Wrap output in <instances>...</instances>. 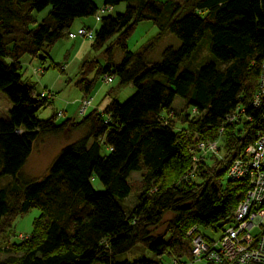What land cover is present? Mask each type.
Listing matches in <instances>:
<instances>
[{
    "label": "trees",
    "instance_id": "1",
    "mask_svg": "<svg viewBox=\"0 0 264 264\" xmlns=\"http://www.w3.org/2000/svg\"><path fill=\"white\" fill-rule=\"evenodd\" d=\"M119 3L123 9L114 12ZM101 5L111 11L100 17L89 40L91 50L101 49V61L83 59L74 85L81 98L89 97L95 82L108 75L134 92L123 102L109 98L100 110L77 119H56L62 110L40 119L36 112L52 98L40 95L19 59L38 60L41 72L59 67L46 49L67 35L74 19L94 15L98 6L93 0H0V93L9 103L0 117V176L11 178L0 187V234L13 217L30 207L40 210L31 232L4 246L0 264H225L197 261L191 239L199 233L207 242L216 240L200 227L221 232L249 187L246 179L230 178L228 168L264 129V103L250 105L264 62V0H101ZM44 8L38 19L34 12ZM143 20L159 32L130 50L127 39ZM207 31L210 52L221 65L183 67ZM166 32L181 41L179 48L166 46L160 61H150ZM114 47L121 51L119 61L112 58ZM175 96L184 102L179 127L173 116L167 119ZM237 105L251 118L226 123ZM69 132L78 135L59 149L40 178L19 175L39 136ZM199 140H219L217 153L194 160L191 149ZM132 171L140 173L135 183H129ZM129 192L135 202L124 209L119 202ZM167 213L172 217L164 233L151 232ZM137 244L158 259L117 260Z\"/></svg>",
    "mask_w": 264,
    "mask_h": 264
},
{
    "label": "rangeland",
    "instance_id": "2",
    "mask_svg": "<svg viewBox=\"0 0 264 264\" xmlns=\"http://www.w3.org/2000/svg\"><path fill=\"white\" fill-rule=\"evenodd\" d=\"M98 3L97 6L101 5V0H95ZM124 7V3H119L118 5L114 6L115 11H121ZM47 8L40 10L38 12H34L35 16L39 19L46 13ZM86 19L92 20L93 25L89 26L92 30L97 27L98 22H95L93 15L87 16ZM159 32V29L156 25L151 24L149 21L143 20L138 22L135 31H133L127 39V47L130 50H137L144 44L153 41L156 34ZM63 38L59 42H55L54 45L51 46L50 55L54 60L57 62H64L66 59L65 50L63 46L60 44ZM67 39V38H66ZM85 39V38H84ZM87 43H89L88 39H85ZM70 44V43H69ZM181 41L172 33L166 32L158 41L155 42L153 52L150 54V61H160L161 60V52L166 46H172L174 48H179ZM210 44H211V36L210 33L207 31L201 38V40L197 43L195 50L190 54V56L184 61L183 67L196 70L198 69L203 63L207 61H213L216 65L220 66L221 62L214 57L210 52ZM71 45V44H70ZM89 48V46H88ZM46 50L49 51V48ZM89 54L86 58L95 57L101 61V49L97 50H89ZM87 51V52H88ZM86 54V53H85ZM121 55V51L119 48L114 47L112 50V58L114 61H119ZM86 56V55H85ZM84 56V57H85ZM37 61V60H36ZM34 61L31 65H24L25 68V76H28L32 82L35 83L36 88L38 91L47 90L48 88L41 87L39 89L40 78L42 79L40 72L39 74H33L32 69L39 67V62ZM53 68V67H52ZM49 68H47L48 70ZM49 69L48 71H51ZM46 71V72H48ZM73 73V72H72ZM70 74L69 77L71 80L67 83V87L62 93H55L52 102L50 105L44 106L36 112V116L40 119H44L55 111L62 110L64 104L66 102H70L73 95L79 96L80 92L78 88H76L73 84L75 80L73 78V74ZM45 74V73H44ZM160 79H163V76H159ZM66 81V80H65ZM68 82V81H66ZM51 90V88H49ZM48 89V90H49ZM69 90V95H67V91ZM110 90V95H106L105 93ZM135 88L130 84H120L116 77L112 78L110 82L104 83L102 79H98L95 82L94 88L89 95L91 97V104L86 108L85 111H88L92 108H101L108 100L115 99L118 102H123L127 99L133 92ZM99 91V92H98ZM95 92V94H94ZM98 92V94H97ZM2 97L5 98L3 94L0 93ZM64 96H68L69 98H65ZM6 99V98H5ZM67 100V101H66ZM5 100L0 96V115H4L5 112ZM72 103V102H71ZM97 106V107H95ZM78 107V106H77ZM76 108V107H75ZM184 108L183 100L175 96L172 104V109L169 110L167 115V119L173 118L176 120L177 127H179V119L182 118V112ZM72 111L68 115L63 113V116L60 119H63L65 116L69 118H79L80 115L77 113V108L74 110L72 107ZM171 112V113H170ZM72 116V117H70ZM2 117V116H0ZM58 119V116H56ZM78 133L69 132L67 134L62 133L59 135H44L39 136L34 143L32 144L31 151L27 156L24 164L22 165L19 175L28 178V179H37L40 178L43 173H45L50 161L53 157L58 153L59 149L70 142L73 138H75ZM10 176L3 175L0 176V187L10 181ZM129 183H135L137 180L140 179V173L136 171H132L129 176ZM93 186L96 189H101V185L97 182H93ZM135 202V197L133 196V192H129V194L120 200V205L125 209L126 207L131 206ZM40 214V210L37 207H30L26 212L21 215H17L13 217L10 227L3 233L0 234V258L4 255L3 248L7 244L17 243L19 242L18 235L19 234H29L32 230V222L35 217ZM172 217L171 213H167L164 216V219L161 223L157 224L154 227H151V232L154 234H163L166 226L168 224V220ZM200 231L203 234H206L212 238L217 239L220 235V231H213L211 229H206L200 227ZM158 259V257L151 253L150 251L146 250L141 244L135 245L130 251L123 253L117 257V260H126L127 262H132L136 259ZM163 261L168 260V256L161 257Z\"/></svg>",
    "mask_w": 264,
    "mask_h": 264
},
{
    "label": "built area",
    "instance_id": "3",
    "mask_svg": "<svg viewBox=\"0 0 264 264\" xmlns=\"http://www.w3.org/2000/svg\"><path fill=\"white\" fill-rule=\"evenodd\" d=\"M111 11V6L100 5L93 17L98 22L100 17ZM79 35L90 40L93 30L89 27H79L75 32H68V37ZM41 67L33 68V74H39ZM111 76L101 77L104 83L111 81ZM40 95L53 98L54 94L49 89L42 90ZM264 103V62L259 77L258 88L253 94L250 105L259 107ZM91 104V97L79 99L77 113L85 112ZM245 107L237 105L225 116V122L232 124L241 117L251 118L245 114ZM58 113H60L58 111ZM264 119V110L261 113ZM223 127H220V131ZM198 139V137H195ZM219 140L197 141L195 148L191 149L195 155L194 160L203 156L217 153ZM230 178L246 179L249 187L244 198L238 203L234 210L233 221L225 225L218 239L207 242L199 233L191 239V253L197 261H216L225 264H264V129L256 133V137L248 143L244 151L230 163L228 168ZM196 229L192 227L188 233ZM23 235L19 234L18 238Z\"/></svg>",
    "mask_w": 264,
    "mask_h": 264
},
{
    "label": "crops",
    "instance_id": "4",
    "mask_svg": "<svg viewBox=\"0 0 264 264\" xmlns=\"http://www.w3.org/2000/svg\"><path fill=\"white\" fill-rule=\"evenodd\" d=\"M93 1L97 6L98 3L95 2V0H93ZM91 25H93L92 20L86 19V17L76 18L72 21V23L69 27V32H75L79 27H89ZM134 31H135V29H134ZM60 40H58L57 42H59ZM54 44H52V45H54ZM60 44L63 46V49L65 50V54H66L65 61L64 62H57L56 60H54L52 58L53 55L52 56L50 55L52 45L50 47H48L49 51L48 50L46 51V53L48 55V60L52 61L53 63H59L60 65H59V67H54V68L49 67V69H52L51 71H48L49 69L47 70V68L44 69L41 76H40V77H42V76L43 77H42V79L41 78L39 79L40 80L39 89L41 87L48 88V89L51 88V90H53L56 94L59 92L62 93L65 90V88L67 87V83H69V81L71 80L69 75L72 72H73L72 76L75 79L74 81H76V79L78 78V76H77L78 65L89 54L88 49L91 50L90 48H88L89 43H87L84 38H82L81 36H79L77 34L74 35L73 37H68L67 35L64 36ZM34 61L37 62L36 64H38V60L36 61V59L30 58L27 55H24L19 59V62L22 65H31L34 63ZM47 63L48 62L46 61L42 65L45 66ZM46 71H48V72H46ZM66 78L69 80L68 82L65 81ZM74 81H73V84H74ZM98 92H97V94H98ZM107 92L105 94H107ZM94 94H95V92H94ZM67 95H69V90L67 91ZM0 96L6 102L5 107H4L5 108L4 115H0V116L5 117V113L9 107V103L4 97H2V95H0ZM64 97L69 98L68 96H64ZM80 98H81V94L79 96L73 95L71 98V101L66 102L64 104V107L62 109V113L58 116V119H60L63 116V113H65V115H68L70 113V111L73 110L72 107H74V110H76V108L78 106V101ZM95 107H97V106H95ZM101 108L97 107L96 109L100 110ZM65 117H67V116H65ZM70 117H72V116H70ZM73 119H77V118L73 117Z\"/></svg>",
    "mask_w": 264,
    "mask_h": 264
}]
</instances>
